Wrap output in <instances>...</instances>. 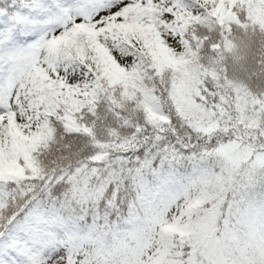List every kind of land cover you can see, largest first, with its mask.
<instances>
[{
  "label": "snow or ice",
  "instance_id": "1",
  "mask_svg": "<svg viewBox=\"0 0 264 264\" xmlns=\"http://www.w3.org/2000/svg\"><path fill=\"white\" fill-rule=\"evenodd\" d=\"M0 264H264V0H0Z\"/></svg>",
  "mask_w": 264,
  "mask_h": 264
}]
</instances>
